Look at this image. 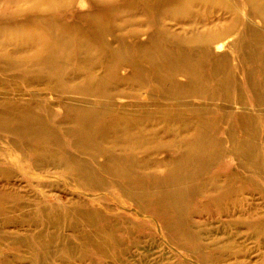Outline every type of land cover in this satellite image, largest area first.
I'll use <instances>...</instances> for the list:
<instances>
[{
    "label": "rangeland",
    "instance_id": "rangeland-1",
    "mask_svg": "<svg viewBox=\"0 0 264 264\" xmlns=\"http://www.w3.org/2000/svg\"><path fill=\"white\" fill-rule=\"evenodd\" d=\"M177 1L0 0V264H264V0Z\"/></svg>",
    "mask_w": 264,
    "mask_h": 264
},
{
    "label": "bare ground",
    "instance_id": "bare-ground-1",
    "mask_svg": "<svg viewBox=\"0 0 264 264\" xmlns=\"http://www.w3.org/2000/svg\"><path fill=\"white\" fill-rule=\"evenodd\" d=\"M32 1V0H31ZM34 1V0H33ZM46 1V0H45ZM52 1V0H51ZM177 1V0H176ZM36 2H38V1H36ZM44 2V1H43ZM178 2V1H177ZM186 4H188L189 3V1L188 0H186V2H185ZM173 4V3H172ZM171 4V5H172ZM179 4H180V2H179ZM186 4H185V7H186ZM45 5V4H44ZM175 8L177 7V6H174ZM173 8V7H172ZM174 8V9H175ZM181 10V9H180ZM178 11V10H177ZM175 13V12H174ZM43 37V36H42ZM32 38V37H31ZM34 38V37H33ZM34 39H36V38H34ZM158 45V44H157Z\"/></svg>",
    "mask_w": 264,
    "mask_h": 264
}]
</instances>
